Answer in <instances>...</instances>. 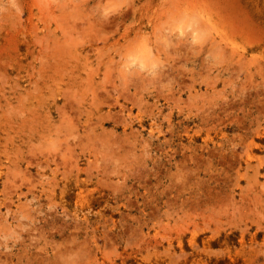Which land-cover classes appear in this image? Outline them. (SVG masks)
I'll return each mask as SVG.
<instances>
[{"label":"rangeland","instance_id":"obj_1","mask_svg":"<svg viewBox=\"0 0 264 264\" xmlns=\"http://www.w3.org/2000/svg\"><path fill=\"white\" fill-rule=\"evenodd\" d=\"M0 264H264V0H0Z\"/></svg>","mask_w":264,"mask_h":264},{"label":"bare ground","instance_id":"obj_2","mask_svg":"<svg viewBox=\"0 0 264 264\" xmlns=\"http://www.w3.org/2000/svg\"><path fill=\"white\" fill-rule=\"evenodd\" d=\"M72 3L74 4V2H72ZM72 3H71V4H72ZM73 4H72V6H73ZM77 4H78V3H77ZM77 4H75L76 7H77ZM68 6H70V5H68ZM70 10H71V9H70ZM67 11H68V10H67ZM67 11H66V12H67ZM66 12H65V13H66ZM52 13H53V12H52ZM73 13H75V12H73ZM100 13H101V12H100ZM71 14H72V13H71ZM68 15H69V14H68ZM101 15H102V14H101ZM72 16H73V15H72ZM75 16H77V15L75 14ZM60 17H61V16H60ZM60 17L58 16V18H60ZM69 17H70V16H69ZM102 17H103V15H102ZM81 18H82V17H80V19H81ZM86 18H87V16H86ZM107 18H108V17H107ZM68 20H69V19H68ZM77 20H79V18H78ZM79 21H80V20H79ZM89 21H90V20H89ZM107 21H108V20H107ZM107 21H106V22H107ZM55 22H56V21H55ZM97 23H98V22H97ZM76 24H77V23H76ZM70 26H71V25H70ZM79 27H80V26H79ZM68 29H69V28H68ZM72 29H73V28H72ZM72 29H71V31H72ZM89 29H90V28H89ZM48 30H49V29H48ZM69 34H70V32H69ZM78 34H79V33H78ZM78 34H77V35H78ZM86 34H87V33H86ZM77 35H75V36H77ZM96 35H98V33H97ZM68 36H70V35H68ZM75 38H76V37H75ZM88 38H89V37H88ZM76 42H77V41H76ZM65 43H66V41H65ZM66 44H67V43H66ZM68 46H69V45H68ZM74 91H75V90H74ZM20 110H21V109H20ZM79 119H80V118H79ZM42 123H43V122H42ZM43 125H44V124H43ZM56 136H57V135H56ZM259 198H260V197H259Z\"/></svg>","mask_w":264,"mask_h":264}]
</instances>
